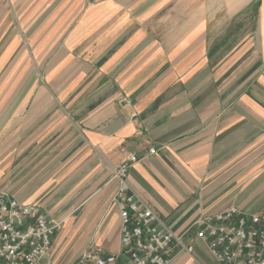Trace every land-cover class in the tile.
<instances>
[{
  "label": "crops",
  "instance_id": "1",
  "mask_svg": "<svg viewBox=\"0 0 264 264\" xmlns=\"http://www.w3.org/2000/svg\"><path fill=\"white\" fill-rule=\"evenodd\" d=\"M129 152V186L192 247L168 264L213 263L200 217L264 213V0H0V189L61 223L51 264L121 249Z\"/></svg>",
  "mask_w": 264,
  "mask_h": 264
},
{
  "label": "built area",
  "instance_id": "2",
  "mask_svg": "<svg viewBox=\"0 0 264 264\" xmlns=\"http://www.w3.org/2000/svg\"><path fill=\"white\" fill-rule=\"evenodd\" d=\"M128 102L126 98L122 99ZM155 152L153 147L148 153ZM140 158L129 152L112 168L116 189L111 205L120 217L121 249L104 254L89 248L82 260L93 264H168L175 245L191 252L129 186V167ZM61 223L0 189V264H51V239ZM196 236L213 258L212 264H263L264 213L246 214L231 208L200 217Z\"/></svg>",
  "mask_w": 264,
  "mask_h": 264
}]
</instances>
